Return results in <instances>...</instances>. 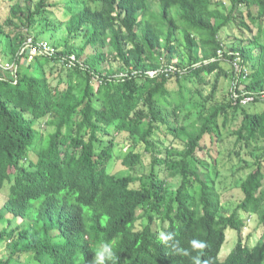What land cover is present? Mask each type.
<instances>
[{
  "label": "trees",
  "instance_id": "16d2710c",
  "mask_svg": "<svg viewBox=\"0 0 264 264\" xmlns=\"http://www.w3.org/2000/svg\"><path fill=\"white\" fill-rule=\"evenodd\" d=\"M7 2L0 40L18 69L0 76V191H9L0 208V245L8 251L0 264H92L104 242L115 254L106 264H192L174 249L199 255L201 264H264V233L254 246L239 236L220 256L227 230L241 234L246 226L243 214L264 227V111L247 107L264 100L241 102L264 90V0H229L228 13L213 0ZM229 28L240 41L230 49L221 41ZM61 32L56 56L22 64L29 38ZM178 33L186 54L175 62ZM82 34V45H70ZM70 54L84 67L61 65ZM41 58L55 64L50 75L46 65L32 70ZM235 58L248 77L237 98L232 87L219 103V79L234 80ZM241 115L235 146L260 154L233 208L220 190V151L206 139L217 144L221 128ZM145 159L148 170L133 173ZM16 219L24 223L14 227ZM162 232L173 239L163 243ZM194 239L206 246L193 250Z\"/></svg>",
  "mask_w": 264,
  "mask_h": 264
},
{
  "label": "rangeland",
  "instance_id": "374dc122",
  "mask_svg": "<svg viewBox=\"0 0 264 264\" xmlns=\"http://www.w3.org/2000/svg\"><path fill=\"white\" fill-rule=\"evenodd\" d=\"M63 2H67L69 0H62ZM216 5L218 7H220L219 9L223 12V13H228L229 9L231 8L230 2L229 0H225L224 3H221V0H213ZM226 2V3H225ZM1 3V2H0ZM8 7V2L7 0H4V2H2V6H0V19H2L5 15V11ZM153 11L155 14L159 15L160 13V9L157 3H155L153 5ZM243 11V10H242ZM172 16L173 17H177V11L173 10L172 11ZM34 34V33H33ZM239 35V31H237V29L233 28H229V29H225L224 31H222L221 34V41L223 43H225V47L226 48H232L233 46L236 45H240V41L237 40V36ZM177 37L180 39L179 41L181 42V44L177 47L178 48V52L175 54V58L174 61L178 62L181 61V59L183 58V56L186 54V48H185V43H184V38L181 36L180 33L177 34ZM38 39L39 40H44L47 41L48 43H50L51 45H53L56 48H63V45L65 44L66 41V34L65 33H59V34H54L51 35L50 33L47 34H40L38 35ZM86 40L85 35H80L78 37H74L71 38L70 40V45L75 46V47H79L80 45H82L84 43V41ZM5 49H6V43L2 42L0 40V60H2V62L4 63V65H6L7 67H9V71H11V73L15 72V61L9 62L6 61L4 59L5 57ZM88 55H91L94 53V50L89 47L87 50ZM85 57L81 58L82 60H84ZM48 61H46L45 58H41L40 59V63L37 62L33 65V69L34 72L36 73L37 70H39V67L41 65H46V70L47 73L50 75L51 74V67H55L54 63H49L47 64ZM29 63H33L31 61L29 62H22V64L28 66ZM62 65V63H60ZM15 65V66H14ZM224 66L229 69V65L224 64ZM107 68H109L108 65H106ZM111 67L113 69H118L119 68V64L117 62H113L111 64ZM24 70V68H23ZM60 71V72H59ZM4 73V72H2ZM62 73L61 70V66H59L58 70H54L53 71V75L52 78H50L51 82L53 84L57 83L58 78L60 77L59 75ZM16 74V72H15ZM232 75V74H231ZM11 77H14V74H11ZM211 83L213 84L216 80L215 75L211 76L210 78H208ZM233 78L232 76L230 77H221L219 79L218 82V91L216 94V101L219 103H223L226 99V101L230 98V92L232 90L233 87ZM212 84L210 86H208L207 88H205L204 90V94L205 95H209L212 89ZM175 87V86H174ZM244 89V87L242 88V90ZM248 109L250 110V112L252 113H260L262 111H264V102H257V103H252V104H248L247 105ZM241 120H242V115L238 116L237 120L235 121V124H231L227 129H224L223 127L222 129V140H219V142L216 144L211 143L210 141V137H207L206 139V143L209 146H213V148H217L218 151H220L219 155H218V160H219V164H220V170L222 171L221 173V183L220 184V190L223 193V199H224V205H231L233 206V208L239 203L240 199L242 198V193L241 191L237 188V185L240 183V180L245 178L246 175L252 170V165H254L255 159L257 157L258 154H260V152H256V155H252L251 152L253 151L254 146L250 147L249 149L247 148H242L241 150H239V148H237L235 146V142H236V138L231 134L232 131L238 129V127L241 125ZM50 131V130H45ZM255 145V144H254ZM234 149H237L238 154L236 152H232ZM119 151V150H118ZM230 153H234L233 155H231ZM249 153V154H248ZM239 157H241L242 160L244 161H240ZM144 167L142 166L141 171L140 169L133 172V173H137V174H141L143 171H147L149 168V160L145 159V163L143 164ZM8 188H6L4 191H0V208L4 205V203L6 202V200L8 199ZM242 217L244 218L245 222H246V226L243 228V231L241 234H239L237 231L228 229L226 234H227V239L226 242L222 248V252H221V259H225L227 257V255L232 251V249L235 247L237 240L240 237H242L243 242L247 243L250 246H254L259 239H261V237L263 236L264 233V227L261 226L258 222V218L257 216H252L250 218V215H245L243 214ZM22 223H24L21 219H16L13 226L17 227L22 225ZM7 248L5 246V244L0 245V257L5 258L7 257Z\"/></svg>",
  "mask_w": 264,
  "mask_h": 264
},
{
  "label": "built area",
  "instance_id": "2783aa9c",
  "mask_svg": "<svg viewBox=\"0 0 264 264\" xmlns=\"http://www.w3.org/2000/svg\"><path fill=\"white\" fill-rule=\"evenodd\" d=\"M226 3V2H225ZM24 51H27V56L28 58H23L22 62H29L32 61L35 57L39 56H45V57H53L57 55V49L48 43L47 41H34L33 38H29L25 44V48L23 49L22 53ZM61 63L64 64L67 68L75 67L77 65H80L84 67L83 63L78 59V57L75 54H70L65 57H62ZM241 59L240 58H235L233 61V67H234V81H233V90H234V96L237 98L238 95L236 94V88L240 86V83L242 81H245L248 77L249 70L243 68L241 64ZM15 66V65H14ZM18 66H15V72H17ZM0 71L4 73H11L9 71V67L4 65L2 60H0ZM15 72L11 73L12 75H15ZM156 72L151 71L149 72L150 76H153ZM124 76V75H122ZM256 99H261L264 100V90L257 94V95H250L245 97L241 102L243 104H247L250 102H254Z\"/></svg>",
  "mask_w": 264,
  "mask_h": 264
},
{
  "label": "clouds",
  "instance_id": "9594fccd",
  "mask_svg": "<svg viewBox=\"0 0 264 264\" xmlns=\"http://www.w3.org/2000/svg\"><path fill=\"white\" fill-rule=\"evenodd\" d=\"M251 218V217H250ZM160 241L167 244L169 241L173 239V235L171 233H160L159 236ZM190 246L193 250L203 249L206 245L201 240H192L190 241ZM177 254L182 256H189L191 258L192 264H201V258L199 255L191 256V253L188 249H174ZM113 246L111 242L101 243L98 251L96 252L92 264H106L108 260L114 258Z\"/></svg>",
  "mask_w": 264,
  "mask_h": 264
},
{
  "label": "water",
  "instance_id": "95a60500",
  "mask_svg": "<svg viewBox=\"0 0 264 264\" xmlns=\"http://www.w3.org/2000/svg\"><path fill=\"white\" fill-rule=\"evenodd\" d=\"M3 75V73L2 72H0V76H2Z\"/></svg>",
  "mask_w": 264,
  "mask_h": 264
},
{
  "label": "crops",
  "instance_id": "0c3cea01",
  "mask_svg": "<svg viewBox=\"0 0 264 264\" xmlns=\"http://www.w3.org/2000/svg\"><path fill=\"white\" fill-rule=\"evenodd\" d=\"M8 75H10V76H11V73H8Z\"/></svg>",
  "mask_w": 264,
  "mask_h": 264
}]
</instances>
